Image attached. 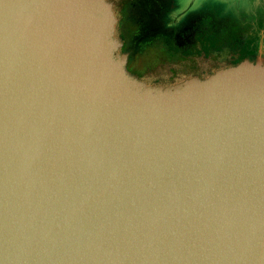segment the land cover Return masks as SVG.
I'll return each instance as SVG.
<instances>
[{"label": "water", "instance_id": "water-1", "mask_svg": "<svg viewBox=\"0 0 264 264\" xmlns=\"http://www.w3.org/2000/svg\"><path fill=\"white\" fill-rule=\"evenodd\" d=\"M123 48L114 0H0V264H264V58Z\"/></svg>", "mask_w": 264, "mask_h": 264}, {"label": "flooded vegetation", "instance_id": "flooded-vegetation-1", "mask_svg": "<svg viewBox=\"0 0 264 264\" xmlns=\"http://www.w3.org/2000/svg\"><path fill=\"white\" fill-rule=\"evenodd\" d=\"M114 2L122 50L129 53V62L144 77L163 61L183 65L182 72L175 71L169 78L174 81L188 74L211 73L239 59L264 58L263 1L251 16L211 7L179 11L174 0ZM201 58L209 60V69L198 71L195 64Z\"/></svg>", "mask_w": 264, "mask_h": 264}, {"label": "rangeland", "instance_id": "rangeland-1", "mask_svg": "<svg viewBox=\"0 0 264 264\" xmlns=\"http://www.w3.org/2000/svg\"><path fill=\"white\" fill-rule=\"evenodd\" d=\"M194 1V2H193ZM264 0H174V4L178 6L179 11L190 9L191 11L200 10L211 7L214 11H232L233 14L239 16L242 13L249 14L253 9L257 10L261 7ZM194 3V4H192ZM174 5V6H175ZM223 9V10H222ZM253 12V11H252ZM252 14V13H251ZM251 14L249 16H251ZM209 60L198 59L195 66L198 71L207 70L211 67ZM182 64H170L169 62H158L148 70L146 79L150 82H171L169 78L175 72H182L184 67ZM189 73V72H185Z\"/></svg>", "mask_w": 264, "mask_h": 264}, {"label": "trees", "instance_id": "trees-1", "mask_svg": "<svg viewBox=\"0 0 264 264\" xmlns=\"http://www.w3.org/2000/svg\"><path fill=\"white\" fill-rule=\"evenodd\" d=\"M244 59H239V60H236V61H233L232 63H230V64H227V65H237V64H239L240 62H242ZM133 65V64H132ZM224 66V65H223ZM222 67V66H221ZM133 68L135 69V67L133 66ZM220 68V67H219ZM219 68H217V69H219ZM135 72H136V74L137 75H139L140 77H143V78H145L138 70H136L135 69ZM213 72V71H212ZM211 72V73H212ZM209 74V73H208ZM191 75H196V74H188V75H186V76H184V77H181V78H178V79H176V80H174V81H171V82H176V81H178V80H181V79H184V78H186V77H188V76H191Z\"/></svg>", "mask_w": 264, "mask_h": 264}]
</instances>
